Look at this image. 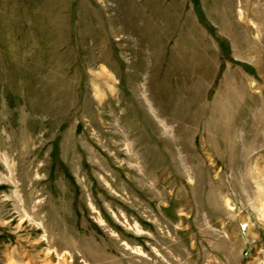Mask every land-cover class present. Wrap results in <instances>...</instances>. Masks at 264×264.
I'll return each instance as SVG.
<instances>
[{
    "label": "rangeland",
    "instance_id": "374dc122",
    "mask_svg": "<svg viewBox=\"0 0 264 264\" xmlns=\"http://www.w3.org/2000/svg\"><path fill=\"white\" fill-rule=\"evenodd\" d=\"M0 264H264V0H0Z\"/></svg>",
    "mask_w": 264,
    "mask_h": 264
}]
</instances>
